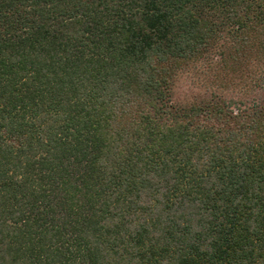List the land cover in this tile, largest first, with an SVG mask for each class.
<instances>
[{
  "label": "trees",
  "instance_id": "1",
  "mask_svg": "<svg viewBox=\"0 0 264 264\" xmlns=\"http://www.w3.org/2000/svg\"><path fill=\"white\" fill-rule=\"evenodd\" d=\"M0 264H264V0H0Z\"/></svg>",
  "mask_w": 264,
  "mask_h": 264
}]
</instances>
